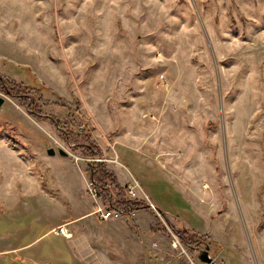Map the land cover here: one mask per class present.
<instances>
[{"label":"rangeland","instance_id":"1","mask_svg":"<svg viewBox=\"0 0 264 264\" xmlns=\"http://www.w3.org/2000/svg\"><path fill=\"white\" fill-rule=\"evenodd\" d=\"M0 77V163H31L23 171L42 186L13 188L27 194L2 213L0 250L25 248L0 264H198L205 244L224 264L226 243L262 264L264 0H0ZM20 90L35 104L6 93ZM70 113L101 117L91 137L108 171L120 155L125 194L143 190L133 216L95 215L85 140L67 141L53 121ZM49 147L69 160L50 163ZM71 172L80 180L67 184Z\"/></svg>","mask_w":264,"mask_h":264},{"label":"trees","instance_id":"2","mask_svg":"<svg viewBox=\"0 0 264 264\" xmlns=\"http://www.w3.org/2000/svg\"><path fill=\"white\" fill-rule=\"evenodd\" d=\"M18 68H21V67H18ZM5 86H7L6 83L0 77V88L5 91L6 90ZM43 87H46V86L43 85ZM41 90L42 89H35L33 91V94H34V97L39 102L45 104L44 96ZM47 91H49L57 99V101L60 102L59 104L60 106H62L63 108L71 107V105L64 98L60 97L59 94L55 93L52 89L49 88ZM6 93L9 96L19 98L20 103L22 102L23 105H29L31 103L35 104L36 102L34 101V98L31 95L26 94V92L22 90H20L19 94L17 95H14L11 91H6ZM31 115L36 116L37 113L31 112ZM53 121L55 122L59 130H61V132L63 133V136L66 138L67 141L75 137L85 140L82 147L85 149L87 156L93 159L103 157V154L99 150L96 143L92 142V137H91L92 132H94L96 128H94L92 121L88 117H78V115L70 113V117H66L64 121H61V120H53ZM83 126H85V129L81 130ZM89 172H90V179L95 181L99 185V187L103 190L104 192L103 200L104 201L108 202L110 198L111 199L113 198L111 195L112 191L117 192V197L119 198V202L121 203L122 208L118 209L112 204V207L110 210L118 211L122 213L123 216L130 217L132 216L133 212L136 209L140 208L141 203L137 201L136 202L132 201L128 198V196L125 194V190L119 184L116 175L108 171L106 163H91ZM143 206H146V205H143ZM159 232H163L166 235L170 234V233H167V230L163 226L160 227Z\"/></svg>","mask_w":264,"mask_h":264},{"label":"crops","instance_id":"3","mask_svg":"<svg viewBox=\"0 0 264 264\" xmlns=\"http://www.w3.org/2000/svg\"><path fill=\"white\" fill-rule=\"evenodd\" d=\"M11 57L8 56V58H11ZM88 118L92 122L94 121L95 123H98L99 118H101V117H88ZM117 157H118V162H119L118 165H119V167L122 168V169L124 168L126 170H130V169H128L127 166L123 165V163L121 162L120 155H117ZM65 159L69 160V157L65 158V157H61L59 154H57L54 157H50L49 160H51V161H49V162L50 163H59V161L65 160ZM22 162L24 163L23 165H22ZM21 166L23 168H21ZM30 166H31V163L28 162L26 164L23 160L21 161L20 159H15V162L8 161V160H3L2 163H0V167H2V168H0V170L1 169L5 170V174L9 175V178H10V179L8 178L6 180H3V181H1L2 183H0V218H1L3 212H5L7 210H10L9 206L7 205V203H11L12 206L15 207L12 210L17 209V207L21 203L22 198H24L25 195L27 194L26 193L25 195H22L21 197H17V196H15L16 194H14V192H13V188L16 189L17 187H19L20 190H19L18 193H20V192L24 193L23 189L25 187L28 188V185L30 186L31 184H33L34 187H35L38 184L39 185L38 189L40 191H42L41 183L36 178V176L30 175V174H28V176H27L26 173L23 171V169L28 171V168H30ZM119 167H114V172L116 173V174L115 173L114 174L116 175V177L120 178L119 179L120 182H123L127 178L126 175H125L126 173L122 174L124 171L122 170L123 171L122 172ZM79 170L81 172L80 175L82 176L83 181L85 183V187H87V184L90 181V176L88 175L87 171H82L81 169H79ZM6 171H8V173H6ZM14 171H20L18 173L19 177H16V176L13 175V174H15ZM24 175H25V178H24ZM77 175H79V174H77L76 172L75 173L71 172L70 175L67 176V184L72 183L73 182V178H78L80 180V178ZM119 180H118V182H119ZM67 187H70V189L73 188V186H71V185H68ZM85 191H86V188H85ZM35 205H36L37 208H39V207L41 209L43 208L41 200H39L38 202L36 201ZM89 215H90V213L88 212L86 215H84L82 217L87 219V217ZM62 235H63V230H62ZM70 235H71V238H67L66 237L69 240L72 239V237H73L72 234H70ZM230 245H232V244L231 243H228V244L226 243V245H223V251L227 252V254L225 255V258L227 257V259L223 260L224 264H260L259 260L254 258V261H253L251 259V257L249 256V253H247V251H245L242 247H240L243 244H241V245L237 244V245H235V247H231ZM2 247H3L2 250H0V263H2L1 262V258L5 259V257L8 256V255H12L15 260L21 259L19 257L20 254H21V250H23L25 248V247H20V248L16 247L15 248V247H12L10 243H8V244L5 243V244L2 245ZM259 249H260L261 263L264 264V253H263L261 248H259ZM259 249L256 246V251L255 252H256L257 257H258V253L257 252H259ZM218 254L220 255V251L218 252ZM217 258H218V255H217Z\"/></svg>","mask_w":264,"mask_h":264},{"label":"built area","instance_id":"4","mask_svg":"<svg viewBox=\"0 0 264 264\" xmlns=\"http://www.w3.org/2000/svg\"><path fill=\"white\" fill-rule=\"evenodd\" d=\"M83 128V127H82ZM81 128V130H82ZM79 129V128H77ZM69 153V152H68ZM70 154V153H69ZM105 157L102 158H94V159H90L87 160L90 163H106ZM76 161L79 163V161L81 160L80 158L76 157L75 158ZM135 185H130L128 190H127V196L130 200L134 201L135 199L138 198L139 194H143V190L142 187L140 186V184H138L137 182L134 183ZM88 190H89V194L92 198H94V200H96L98 202L97 205V209L95 211V215L102 221H109L115 218H119L120 216H123L122 213L118 212V211H113L110 210L112 207V204L109 202H106L107 204H103L105 201L103 200V190L99 187V185L90 179L89 183H88ZM106 205V206H105ZM151 208L155 210V207L153 205H151ZM133 216V214H132ZM161 217V216H160ZM172 246L174 249H182L184 251V253H186L183 245L180 242V239L173 235V241H172ZM187 254V253H186ZM192 264H195V261L190 259Z\"/></svg>","mask_w":264,"mask_h":264},{"label":"water","instance_id":"5","mask_svg":"<svg viewBox=\"0 0 264 264\" xmlns=\"http://www.w3.org/2000/svg\"><path fill=\"white\" fill-rule=\"evenodd\" d=\"M5 104V99L0 97V108H2ZM47 153L50 157H54L57 154H59L61 157L68 158L70 157V154L68 151L64 149H60L56 151L54 148L49 147L47 149ZM151 207V206H149ZM160 216H163V213H160ZM218 251H215L214 254H212L210 245L206 244L203 248L197 250L195 252V260L198 264H215V260L217 258Z\"/></svg>","mask_w":264,"mask_h":264},{"label":"flooded vegetation","instance_id":"6","mask_svg":"<svg viewBox=\"0 0 264 264\" xmlns=\"http://www.w3.org/2000/svg\"><path fill=\"white\" fill-rule=\"evenodd\" d=\"M205 245H206V244H205ZM199 249H200V248H197V249L195 250V252H196L197 250H199ZM214 253H215V251L212 252V254H214Z\"/></svg>","mask_w":264,"mask_h":264}]
</instances>
